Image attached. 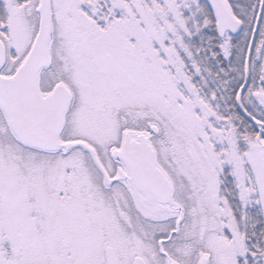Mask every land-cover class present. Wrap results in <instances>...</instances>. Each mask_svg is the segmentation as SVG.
<instances>
[{
    "label": "snow or ice",
    "instance_id": "1",
    "mask_svg": "<svg viewBox=\"0 0 264 264\" xmlns=\"http://www.w3.org/2000/svg\"><path fill=\"white\" fill-rule=\"evenodd\" d=\"M0 264H264V0H0Z\"/></svg>",
    "mask_w": 264,
    "mask_h": 264
}]
</instances>
